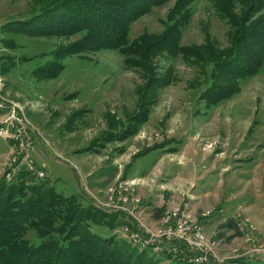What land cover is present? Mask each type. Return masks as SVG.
<instances>
[{"label":"rangeland","instance_id":"obj_1","mask_svg":"<svg viewBox=\"0 0 264 264\" xmlns=\"http://www.w3.org/2000/svg\"><path fill=\"white\" fill-rule=\"evenodd\" d=\"M36 6V0H0V103L24 116L27 131L22 142L14 140V131L3 121L5 110L0 111V180L17 183L26 172L29 177H21L26 184L47 180L65 196L90 201L113 226L95 230L115 235L139 253L147 250L127 241L122 228H142L108 207L109 188L124 185L140 195V224L145 228L150 226L144 211L158 213L159 221L162 198L172 205L187 204L198 218L208 214L201 219L203 228L221 240V249L244 258V264H264V252L251 251L257 241L264 242V64L248 78L228 77L232 85L210 82L212 88L233 90L220 104L209 109L203 98L207 76H221L217 65H209L211 55L230 47L240 27L264 19V0L140 4L127 22V44L140 53L137 42L142 37L164 34L176 44L173 57L166 52L151 56L152 76L170 84L147 95V74L134 65L140 56L128 55L135 61L127 66L119 50H81L75 46L83 42L84 32L54 37L5 31L4 25L24 21ZM255 41L242 43L257 49ZM183 50L205 54L200 65L183 60ZM45 63H55L59 75L38 79L36 71ZM135 114L136 120L146 121L132 123ZM28 162L32 172L21 168L20 163ZM41 171L44 175L38 177ZM229 222L239 235L224 226ZM251 235L254 239L246 241ZM26 238L39 243L31 230ZM146 255L155 264H183Z\"/></svg>","mask_w":264,"mask_h":264},{"label":"trees","instance_id":"obj_2","mask_svg":"<svg viewBox=\"0 0 264 264\" xmlns=\"http://www.w3.org/2000/svg\"><path fill=\"white\" fill-rule=\"evenodd\" d=\"M36 1L35 12L24 21L4 25L5 31L54 37H68L84 32L83 42L75 46L82 47L81 50H119L127 66L135 61L132 58L140 56L135 61L138 64L134 65L142 67L147 74L144 95L170 84L166 79L152 76L150 61L151 56L158 53L166 52L169 54L167 57H173L171 50L176 49V44L171 45L167 34L161 37H142L137 42L140 53H136L131 48L132 45L127 44V22L134 17L139 5L146 4L149 0ZM245 21L246 19L244 23ZM254 24L252 27H240L237 39L230 47L221 52L214 51L211 55L209 65H217L216 71L221 76H207V95L203 98L209 109L233 93L232 89L226 87L217 88L221 87L222 82L224 86L232 85L233 81L228 77L248 78L264 64V19ZM255 39V46H259L257 49H248L242 43ZM180 54L183 60L195 66L200 65L205 55L190 50L180 51ZM128 55L132 58L127 57ZM52 63L53 61L50 62ZM54 65L46 64L38 69L37 78L50 80L59 75L60 72L54 69ZM59 68L62 70L61 65ZM215 81L217 87L212 88L210 82ZM144 106V103L140 104L141 109ZM135 115L131 117L132 123L138 117ZM145 121L144 118L137 119L136 124L140 125ZM130 135L128 133L127 137ZM21 175L17 183L0 180V264H155L156 261L146 255L149 252L139 253L134 248L127 247L115 235L97 232L95 227L105 226L111 230L113 226L109 225V216L90 201L83 203L76 195L65 196L56 191L54 186H48L47 180L26 184L25 180L21 181V177L27 179L29 174L22 172ZM224 226L239 235L235 223L229 222ZM29 230L34 232L39 243L29 242L26 238Z\"/></svg>","mask_w":264,"mask_h":264},{"label":"built area","instance_id":"obj_3","mask_svg":"<svg viewBox=\"0 0 264 264\" xmlns=\"http://www.w3.org/2000/svg\"><path fill=\"white\" fill-rule=\"evenodd\" d=\"M5 108L0 103V111L5 110L3 121L7 128L14 131L12 134L14 140L18 141L20 139V142H22V136L24 134L27 135L24 116L17 113L14 107L11 109ZM30 149L27 148L25 152ZM26 155L27 153L23 157H27ZM20 165L26 171L32 172L33 170L31 162H28V164L20 163ZM43 175L42 171L37 174L38 177H43ZM10 176V173H8V178ZM109 195L112 198L108 207L132 217V220L138 222L142 228L141 230L133 226L122 228V236L134 247L183 264H244V258L231 253V251H224L221 249V240L206 234L201 219L206 218L208 216L207 213H202L200 218H198L187 204L172 205L162 198L159 221L154 228H145L140 224L142 211L140 207L142 198L140 195L124 185L109 188ZM115 197L117 200L114 199ZM240 230H243L241 226ZM252 237L251 235L246 241L254 239ZM257 242V244L253 245L251 251L255 254H261L264 252V242Z\"/></svg>","mask_w":264,"mask_h":264},{"label":"crops","instance_id":"obj_4","mask_svg":"<svg viewBox=\"0 0 264 264\" xmlns=\"http://www.w3.org/2000/svg\"><path fill=\"white\" fill-rule=\"evenodd\" d=\"M143 198H147V195H143ZM148 203V202H147ZM147 203H145V204H147ZM145 213V220L148 222V224H149V226H150V228H154L155 226H156V224H157V222H158V217H159V214L158 213H156V212H152V213H150V212H146V211H144ZM146 216H147V218H146Z\"/></svg>","mask_w":264,"mask_h":264}]
</instances>
